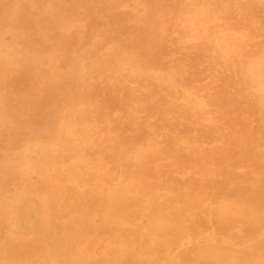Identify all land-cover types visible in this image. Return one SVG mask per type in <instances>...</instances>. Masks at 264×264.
<instances>
[{
	"label": "rangeland",
	"instance_id": "rangeland-1",
	"mask_svg": "<svg viewBox=\"0 0 264 264\" xmlns=\"http://www.w3.org/2000/svg\"><path fill=\"white\" fill-rule=\"evenodd\" d=\"M51 3L0 0V55L23 57L13 68L0 63V105L11 116L6 130L12 121L33 133L49 125L59 136L68 115L89 127L88 140L73 138L71 148L91 180L50 176L61 201L68 202L66 186L75 199L92 193L100 174L107 179L100 189L113 186L119 160L139 147L144 157L130 163L131 184L194 190L208 179L264 182V0ZM24 8L33 29L19 26ZM87 56L100 62L89 74L81 69ZM77 200L91 241L99 216Z\"/></svg>",
	"mask_w": 264,
	"mask_h": 264
},
{
	"label": "bare ground",
	"instance_id": "bare-ground-1",
	"mask_svg": "<svg viewBox=\"0 0 264 264\" xmlns=\"http://www.w3.org/2000/svg\"><path fill=\"white\" fill-rule=\"evenodd\" d=\"M27 10L19 26L33 29L36 23ZM50 21L44 18V24ZM22 59L0 55V63L8 68L19 66ZM97 65L100 62L87 56L81 69L89 74ZM66 117L60 121L64 133L59 136L49 125L33 133L26 124L12 121L6 130L11 116L0 105V121L7 124L0 126V254L6 264H264L262 180L246 185L230 177L208 179L194 190L168 181L131 184L137 172L130 163L144 157L142 147L128 150L119 160L109 176L113 186L100 189L107 181L106 174H100L92 181V193L77 196L100 219L94 238L86 241L88 213L81 209L82 202L70 186L63 189L68 202L49 186L55 177L75 183L91 180L85 172L88 163L71 148L73 138L87 141L90 129L73 115ZM252 159L250 163H257ZM60 202L65 203L58 209ZM24 252L32 259L26 260Z\"/></svg>",
	"mask_w": 264,
	"mask_h": 264
}]
</instances>
